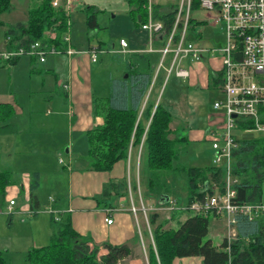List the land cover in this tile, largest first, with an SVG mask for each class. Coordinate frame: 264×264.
Returning <instances> with one entry per match:
<instances>
[{"label":"trees","instance_id":"trees-1","mask_svg":"<svg viewBox=\"0 0 264 264\" xmlns=\"http://www.w3.org/2000/svg\"><path fill=\"white\" fill-rule=\"evenodd\" d=\"M131 6L130 15L136 24L147 21V0H126ZM10 6V0H0V14ZM175 3L161 11L160 5L152 8L153 19L164 24V33L171 30L175 18ZM192 9L199 8V0H192ZM96 13L87 8V25L97 26ZM67 14L61 8H53L51 0H39V4L28 11L26 22L7 25L5 30L6 49L17 48L40 40L47 46L63 48L62 32L66 26ZM189 19V29L194 25ZM0 25L3 23L0 21ZM56 26V27H55ZM56 37H49L51 29ZM159 36V35H158ZM177 37V35H176ZM18 59V58H17ZM12 61L11 64L15 63ZM0 64H2L0 62ZM160 71V70H159ZM155 65L149 53H134L124 59L121 76L111 77L106 98L94 101L95 114L102 117V123L88 129L87 168L107 171L121 159H126L133 148L141 147L145 152L147 167L156 171L171 172L176 168L173 160L177 156L174 144L185 137L171 138V113L157 102L159 90L164 80L160 72L154 78ZM221 72L214 74L215 84H219ZM126 75V76H125ZM154 79V80H153ZM12 114L8 104H0V120ZM240 123V129L242 127ZM16 127L9 124L0 126V133H14ZM237 146L231 152L230 174L236 177L234 202L260 203L264 183V137L250 133L237 136ZM179 173L186 177V204L195 198L211 193L210 186L217 185L223 190L225 169L223 167H181ZM162 179L160 180V178ZM12 182L9 171H0V198ZM122 183L107 182L100 197L117 191ZM38 187V175L31 183V195ZM169 181L161 174L147 179V189L154 194L171 195ZM59 220L52 218L53 233L50 242L28 250V264H117L130 255L127 244L103 243L106 250L99 253L87 236L80 235L73 227L68 214L60 213ZM210 216L191 214L177 228H164L157 223V214L148 216L154 248L149 247V264H173L175 257L198 256L204 264H264V222L260 218L249 220L244 215L236 216V238L231 242L230 253L224 251L225 241L220 246L213 244L209 233ZM0 264H6L0 251Z\"/></svg>","mask_w":264,"mask_h":264},{"label":"rangeland","instance_id":"rangeland-1","mask_svg":"<svg viewBox=\"0 0 264 264\" xmlns=\"http://www.w3.org/2000/svg\"><path fill=\"white\" fill-rule=\"evenodd\" d=\"M38 4L39 0H10L9 8L0 14V19L5 25L24 23L28 19V11ZM88 7L97 11V26L93 29L87 25ZM130 9L131 6L126 0H77L72 4L67 16L62 37L68 35L71 45L79 51H87L90 45L99 46L101 49L98 53V61L92 62L90 69L91 80L96 90L95 96L103 95L106 98L110 72L112 76L117 77L122 74L121 68L124 70V62L119 55L111 53L112 45L115 50H118L119 41L124 39L129 44L127 51L145 50L150 46L151 37L148 31L142 30L140 24L135 23L130 15ZM214 13L213 10L201 8L192 11L195 19L202 21L199 23L195 21L188 32V37L205 50L200 59L209 70L204 84H193V86L190 84L191 78L181 79L172 74L165 79V73L162 74L164 80L160 89L161 104L171 113V125L174 128L170 137L177 139L185 137L174 144L177 156L173 160V166L176 169L167 173H164L165 171L152 173L147 167L146 155L143 153L140 163V186L136 194L144 191L152 193L147 189V179L161 174L169 181L171 196L180 201L185 198L187 190L186 177L177 172L181 167H224L223 161L217 164L212 158L214 153L212 137L215 133L218 137V133L222 131L218 122L222 109H214L213 104L223 98L219 86L213 85L212 77L214 69L221 67L219 49L226 45L225 23L222 20L216 21ZM67 20L70 22L69 26ZM4 29L5 26L0 25V50H3ZM47 35L54 38L57 31L53 28L47 32ZM62 45L65 46L63 41ZM212 50L214 51L211 52ZM152 55L153 65L156 66L159 56L156 53ZM32 57L24 54L14 65L0 66V93L9 92L14 88L19 98L25 103L28 102L29 96L40 97L38 94L33 96L29 90V66ZM53 57L54 54H47L45 60L51 61ZM36 60L39 62L38 59ZM183 65L187 67L185 62ZM162 70L160 69L159 72L161 73ZM11 82H13L12 88ZM50 90L52 95L60 97V91L56 87L52 86ZM46 108L44 110L46 112L49 110L51 114L57 111V108L52 105ZM52 130L44 129L33 136L22 134L15 137L9 133L0 137V151L14 150L9 153L14 159L12 170H22L24 174L40 171L41 174L40 186L36 190V196L41 204L39 210L20 209L29 204V199L22 190H19V194L14 197L16 205L12 207L11 212L7 210L8 199L5 200L3 197L0 202V229L4 230V242L8 250L3 254L6 264H28L26 260L28 250L32 246L39 247L50 242L53 230L52 212L55 210V203L63 200L67 188L66 166L69 164L70 157L66 150L71 151L72 146L73 152L87 156L86 136H77V133L72 134L68 129ZM250 134L259 135L254 132ZM39 139H46V142L42 141L38 145L40 148L36 150L33 146ZM42 162L44 164L46 162V165H41ZM20 179L23 178L20 177ZM134 183L135 180H132L131 187ZM132 190L134 192L133 188ZM261 202L264 205V183ZM137 206H139L138 214L147 229V217L150 211L144 207L141 208L139 203ZM226 232L227 225L223 219L216 220L210 217L208 237L212 239L214 245H218L221 235Z\"/></svg>","mask_w":264,"mask_h":264},{"label":"crops","instance_id":"crops-1","mask_svg":"<svg viewBox=\"0 0 264 264\" xmlns=\"http://www.w3.org/2000/svg\"><path fill=\"white\" fill-rule=\"evenodd\" d=\"M169 4L170 2L160 3L158 5L161 6L160 10L164 11ZM191 18L198 23L202 21L196 20L192 15V11ZM0 21L2 22L1 19ZM2 23L5 26L3 39L4 50L6 49L5 30L7 25L13 24L5 25L4 22ZM148 33L151 37V43L147 49L140 51H127L129 47V44L127 43V47L122 51L120 44L118 50H115L114 45H112V55L118 54L120 59L124 62L125 58L133 56L134 53H149L151 60L153 56L152 54L156 53L159 56L155 66L156 72L161 59V49L165 44V40L161 35H152L149 31ZM187 39L194 42L188 37V34ZM70 46L75 51L71 55H66L64 53L54 54L51 61L44 60L43 62H37L35 57L31 58V64L29 66V90L33 96L38 94L40 97L33 98L32 96H29L28 102L25 103L19 98L14 88H12L13 82L10 84L13 90L0 93V104H8L12 108V114L7 119L0 120V126L4 124L15 126L16 131L11 133L15 137L22 134L33 136L44 129L58 131L60 129H68L72 134L77 133V136H86V131L88 129L102 123V117L94 112V101L96 99H101L102 97L104 98V96H95L96 90L91 80L90 71L92 61L87 52L88 50H76L71 45V42ZM64 47L65 46H63V48ZM89 47H91V45ZM166 59L169 62L171 55H168ZM18 60L19 58L16 59L15 63L10 65L16 64ZM183 62L186 63L189 69L183 65ZM42 63L46 64L41 65ZM5 65L7 64H0V66ZM182 65L189 70V75L186 78L176 77L181 79L191 78V85L199 83L204 84L209 71L204 63L199 61L198 63L189 66L188 61L184 59ZM211 67L214 69L213 65ZM221 68L222 62L220 68H215L214 71L212 70L214 72L213 74L218 73ZM121 71L123 73L122 68L120 72ZM162 74H164L163 70L161 71V75ZM111 77L116 76H112V73L110 72V78ZM212 81L213 85L217 87L219 86V84H215L216 79H213ZM66 83L69 84L68 89L63 87V84ZM52 86L60 91V95L58 94L60 97L52 95V91L50 90ZM160 89H155L156 92L159 90L157 102L161 101ZM51 105L57 108V111L54 114H51L49 110H47V112L44 110ZM169 126L171 129V135L174 130L171 122ZM3 134L9 133H0V137ZM42 141L46 142V139L37 140L36 143H34L35 146H33V148L36 150L39 149L40 146L38 145H40ZM72 149L73 147L71 146V151L66 150L69 152L70 161L68 166H66L68 174L65 196L63 200H58L55 203V210L52 212L53 218L59 220L60 213L68 214L72 227L80 235L89 237L92 243L99 247V253L101 254L106 252L102 246L103 243H110L112 245L127 244L131 251L130 255L121 259L117 264H149V247L151 245L154 248V243L148 217V228L145 229L146 227L143 225V220L138 214L139 206H137V204L139 203L141 208L144 207V209L149 210L150 214H157V223H162L164 228L175 229L192 214L191 211L184 209V206L186 205V196L183 200L178 201L177 198L175 199L171 195L166 196L164 194L146 193L145 191L142 193H135L140 186V163L142 161L143 153H145L141 150L140 146L138 148H133L126 159L116 161L107 171L88 169L87 156H81V154L73 152L74 150ZM13 151L14 150L9 151L6 149L0 151V171H9L12 180L11 184L6 187L3 197H5V200H14V197L19 194V190H22L25 192V196L29 199V204L22 206L20 209L24 211H27L28 209L39 210L41 204L36 196V190L40 186V171H32L30 174L26 172L28 174H24V172H21L22 170H12L11 167L14 163V159L9 153ZM42 163L41 165H46V162L45 164L44 162ZM36 174L38 175V187L33 191L35 199L33 202L30 186L33 182L34 175ZM20 177L23 179L21 180ZM132 180H135V183L131 187ZM110 181L116 183L120 182L123 186H119L117 191L111 192V194L106 197H100L103 186ZM132 188L134 189V192ZM3 197L0 198V202L3 200ZM169 200L174 202L173 207L168 203ZM14 202L15 203L12 207L16 205V201ZM8 206L9 202L7 210ZM132 208H134L135 211H133ZM106 217L113 220L111 224L105 222ZM210 217H213L216 220L223 219L226 224L224 217ZM263 217V214L259 217L262 222H264ZM3 233L4 230L0 229V251L4 254V251L8 250L4 242L5 239ZM225 236V233L221 235L220 242L216 246H220ZM173 264L204 263L201 257L186 256L175 257L173 259Z\"/></svg>","mask_w":264,"mask_h":264},{"label":"built area","instance_id":"built-area-1","mask_svg":"<svg viewBox=\"0 0 264 264\" xmlns=\"http://www.w3.org/2000/svg\"><path fill=\"white\" fill-rule=\"evenodd\" d=\"M77 0H51L53 8H61L67 16L72 4ZM175 2V18L171 30L164 33V24L160 20L153 19L152 8L160 3ZM192 0H147V16L141 28L152 35H161L165 44L161 49V59L154 74V78L163 69L165 79L170 75L186 78L188 69L183 67L182 61H188L189 66L198 63L205 50L187 39L189 19H191ZM199 8L213 10L215 20L225 23L226 45L219 49L222 68L219 89L223 98L215 101L214 109H222L219 127L221 132L212 137L213 161L220 164L226 175L223 190L217 185L210 186L211 193H206L201 198H195L184 206V209L192 214L203 216L224 217L227 232L224 238V251L230 253L231 242L236 238V216L244 215L249 220L257 219L264 213V205L260 203L234 202V183L232 178L231 152L237 146V136L245 133H258L264 137V0H199ZM68 26L70 25L67 20ZM67 26V27H68ZM177 35V37H176ZM64 48L47 46L40 40L17 48H9L0 51V62L11 64L21 55L29 54L38 61L43 62L47 54L71 55L75 51L70 46L68 35L62 37ZM122 51L127 47L124 39L119 41ZM212 50L211 52H213ZM88 54L92 62L97 61L99 46H91ZM213 54V53H212ZM171 55L169 62L166 57ZM154 80V79H153ZM65 89L69 84H63ZM240 123L242 127L240 129ZM14 200L9 201L8 211H12ZM171 207L174 202L169 200ZM135 211L134 208H132ZM112 219L106 217L107 224Z\"/></svg>","mask_w":264,"mask_h":264},{"label":"water","instance_id":"water-1","mask_svg":"<svg viewBox=\"0 0 264 264\" xmlns=\"http://www.w3.org/2000/svg\"><path fill=\"white\" fill-rule=\"evenodd\" d=\"M126 76V75H125Z\"/></svg>","mask_w":264,"mask_h":264}]
</instances>
